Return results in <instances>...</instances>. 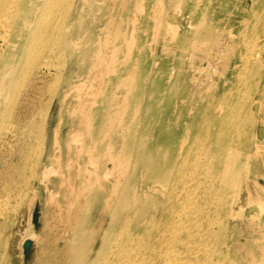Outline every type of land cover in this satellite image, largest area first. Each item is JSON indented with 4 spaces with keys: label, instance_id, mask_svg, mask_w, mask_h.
<instances>
[{
    "label": "bare ground",
    "instance_id": "1",
    "mask_svg": "<svg viewBox=\"0 0 264 264\" xmlns=\"http://www.w3.org/2000/svg\"><path fill=\"white\" fill-rule=\"evenodd\" d=\"M101 1L105 0H0L3 70L16 72L24 66L28 76L44 72L47 65L41 59L51 50L48 16L59 11L65 22L80 19ZM162 1L166 29L161 35L165 37L169 28L181 27L180 18L166 13L172 3L171 10L181 12L203 5L199 9L223 12L243 7L260 14L264 0ZM108 2L107 39L100 43L109 46V34H117L120 23L115 8L128 10L126 5L132 2L139 7L141 0ZM198 18L195 14L194 19ZM65 25L59 27L58 49L81 47V33L73 24ZM128 25L118 30L122 43L140 42L134 35L127 41ZM190 36L198 41L194 34ZM184 37L182 42H187ZM156 50L145 58L129 56L130 61L122 63L114 47L110 57L117 80L123 74L132 80L127 85L123 82L124 86L116 81L111 89L115 94H97L91 119L68 130L63 144L58 137L53 141L52 154L58 156L61 148H69L72 134L84 126L92 128L90 149L85 150L77 138L71 143L81 146L78 153L90 155L86 168L81 167L80 157H67L69 150L63 163L58 160L42 167L34 183H41L43 189L31 191L34 196L30 193L37 199L38 223L33 226L31 211L25 213L21 229L26 236L20 239L26 254L17 253L14 240L9 253L13 264H264V85L260 87V73L249 85L233 83L223 70L191 73L180 50L173 64L165 52ZM98 57L105 58V52L93 53L90 73ZM140 62L144 66L135 69ZM110 86L111 82L107 89ZM125 86L128 98L123 101ZM72 106L77 114L79 103ZM245 128L255 133L245 135ZM13 223L3 220V225Z\"/></svg>",
    "mask_w": 264,
    "mask_h": 264
},
{
    "label": "rangeland",
    "instance_id": "2",
    "mask_svg": "<svg viewBox=\"0 0 264 264\" xmlns=\"http://www.w3.org/2000/svg\"><path fill=\"white\" fill-rule=\"evenodd\" d=\"M162 2V0H141L139 7H135L132 2L131 5H126L128 10L124 8L118 10L116 7V16L120 17V23L118 22L115 29L117 34H109L111 40L109 46L100 43L107 39L105 31L108 28L105 27V20L109 12V9H106L109 8L108 0L97 4L90 15L83 14L80 19L74 17L67 22L60 17L59 11H54L47 18V25L51 27L49 39L51 50L41 59V62L47 65L44 67L45 71L28 76L24 66L16 72L13 70L5 72L0 65V82H4L0 84L2 88L0 146L3 145L4 152V156H0V262L13 264V260L9 259V253L14 240L17 241L15 243L17 253L26 254L21 242L26 233L25 236L22 235L21 228L26 219L25 213L29 210L32 213L31 224L36 226L38 223L37 199H33V196L35 192H41L43 185L41 183L37 185L34 181L40 179L39 173L42 167L48 163L56 164L58 160L63 163L67 154L65 152L69 150L67 157L71 159L80 157L81 167L86 168L90 155L78 153L77 150L82 149L81 146L85 150L92 146L90 126H84L86 132L83 129L79 133L72 134L69 148H61L58 156L52 154L51 147L56 137L63 144L62 141L68 135L67 131L74 129L77 122L91 119L97 94L102 92L115 94V90L111 89L116 85V81L127 85L132 80L131 77L127 79L128 76L125 77L124 74L117 80L118 76L113 72L115 68H113V58L110 57H114V47L117 51L115 55L122 58V63L130 61L127 59L129 56L145 58L144 56L154 53L152 50L155 48L157 49L155 53L165 52L168 55L166 58H170L173 64V58L177 50H180L178 54L184 58L185 68L191 73L223 70L229 74L231 82H245L248 85L253 82L256 73H260V87L264 85V1L260 5L263 9H260V14L244 11L243 7L223 12L215 8L207 11V8L199 9L203 5L199 7L198 4L196 7L199 8L196 10L181 12L178 9L171 10L175 4L172 3L168 5L166 13L180 18L181 27L175 30L169 28V33L165 37L161 35V30L166 29L162 26L160 9ZM85 6V8L89 7L86 3ZM131 14L133 17L128 18ZM195 14L199 15L198 19H194ZM125 15L127 18L124 21ZM126 22H129L128 34H125L127 41L134 35L140 37V42L134 41L130 45L126 42L122 43V36L120 37L118 30ZM63 24H66L65 27L73 24L72 28L81 33V47L66 52L58 49L59 27ZM187 32L189 36L186 35ZM191 34H194L198 41H193ZM184 36L187 37V42H182ZM56 49L58 52L53 53ZM95 51L105 52V58L98 57V62L95 59L96 66L90 73L88 66L93 61ZM1 63L3 56L0 55ZM141 65L144 66L143 63H138L135 69L140 68ZM115 66L117 68L118 65ZM109 82H111L110 90L107 89ZM123 91L125 95L121 98L126 101L128 98L126 86ZM256 99L260 101L261 97ZM77 103L80 111L73 114L72 105ZM84 109L86 110L81 111ZM259 121H262V116H259ZM56 127L58 132H55ZM252 133L255 132L245 128V135ZM74 138L81 143L80 147L71 144ZM35 175L39 177L34 179ZM30 193L33 196H30ZM5 218L11 219L14 223L3 225ZM25 239L31 241L30 237Z\"/></svg>",
    "mask_w": 264,
    "mask_h": 264
}]
</instances>
